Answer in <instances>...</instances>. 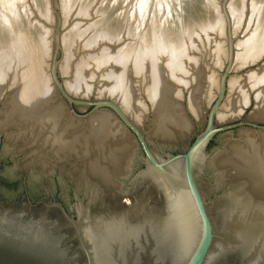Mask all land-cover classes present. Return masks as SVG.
I'll use <instances>...</instances> for the list:
<instances>
[{
	"label": "water",
	"instance_id": "water-1",
	"mask_svg": "<svg viewBox=\"0 0 264 264\" xmlns=\"http://www.w3.org/2000/svg\"><path fill=\"white\" fill-rule=\"evenodd\" d=\"M228 1L219 0L226 58L218 72L215 98L193 142L175 154L153 150L143 129L114 100L76 97L66 90L58 73L63 56L61 12L57 0H49L55 27L48 75L57 97L76 119L98 111L111 113L136 144L141 159L120 180L116 201L127 210L103 211L67 172L58 175L67 178L71 196L67 209L52 192L50 201L36 205L0 202V264H264V205L217 180L213 161L223 150L208 149L224 133L264 131V123L250 119L224 126L216 121L235 64ZM173 7L165 27L177 35L201 23L208 13L206 0H175ZM4 141L5 135L2 149L9 154ZM11 156L18 167L17 155ZM60 166L49 175L23 171L21 176L24 181L30 177L46 181L57 176L58 169L64 171Z\"/></svg>",
	"mask_w": 264,
	"mask_h": 264
},
{
	"label": "rangeland",
	"instance_id": "rangeland-1",
	"mask_svg": "<svg viewBox=\"0 0 264 264\" xmlns=\"http://www.w3.org/2000/svg\"><path fill=\"white\" fill-rule=\"evenodd\" d=\"M174 1H166L168 9L164 10V13H167V20L161 27L152 28L151 23L162 17L160 12H156L159 9H156L157 2L152 0L145 22L146 30L143 26L141 27L143 31L139 32L135 30V26L133 27L131 23H128L132 13V0H57V3L62 19L61 47L63 54L58 71L59 78L63 81L65 88H69L68 86L73 84L75 80L80 82L78 88L75 87L77 89L69 88L66 90L72 95L77 92L78 94L75 96L82 98L98 99L105 97L118 102L129 118L146 133L149 145L153 150L158 153L171 151L176 154L193 142L197 131L204 125L207 110L217 91L218 72L222 70L225 63L226 44L224 23L219 12V0H206L207 15L203 17L201 23L184 28L180 35L171 33L169 28L165 27L170 13L174 11ZM8 2L11 3V0H0V14L6 11L5 6ZM14 3L16 6L18 3L21 5L25 31L27 36L32 39L33 46H35L37 35H39L38 28L44 32L43 41L46 42V54H44L46 56L41 58L49 63L52 52L51 37L55 27V17L50 10L49 0H18ZM38 4L41 5V8ZM227 9L231 17L233 37L235 38V64L232 70L233 77L229 80L226 99L218 114L217 122L220 126L247 119H251L253 123H264V119L253 120L250 118L251 114L255 115L256 112H260L264 108V100H258L260 94L264 95V83L259 84L258 87H253L254 81L259 77L258 74L262 75L264 72V0H229ZM4 31L6 32V30ZM13 34L10 32L11 37L6 35L5 39L0 36V65L8 66L6 65L8 62L18 60V55L12 47L15 40ZM2 69L0 66V77L4 75ZM197 70L203 74L199 79L196 75ZM151 72L154 76L162 75L163 82L161 81L160 84L157 80L152 79L149 76ZM9 74L17 76L16 73L10 72ZM165 85L168 86L163 88L162 86ZM159 86H161L162 91L172 87L168 90L170 94L161 93ZM8 87L6 86L3 91L4 96L0 100V108L5 101V95L10 91ZM195 89L196 92H194ZM197 89L201 90V93ZM53 90L57 97L54 87ZM171 90H175V93ZM242 90H245V95ZM171 92L175 105L179 108L184 119H187L188 125L191 123L189 126L192 127L190 128L192 130L186 137L180 136L178 130H175L173 141H164L156 138L155 132L152 135V130L155 131L154 127L157 123L160 95L164 94L165 97L168 96L171 99ZM192 92L194 96H197L199 111L192 107L193 102L189 99L190 96L193 97ZM240 92L245 98L241 97ZM198 95L200 96L198 97ZM237 95L240 98L235 105L238 113L235 117L227 119V109L236 101ZM125 96L132 100L134 107L126 105ZM57 102L62 103L58 97L55 103ZM62 104L64 105V103ZM68 114L70 115V113ZM243 133L250 135L249 139H253V144L255 140L257 144L259 143L258 145L255 144L254 147L260 145L261 148L262 140L259 142V139L262 138L260 136L264 132L258 134L259 132H253L249 129H238L218 135L208 149L219 148L223 150L222 156L224 154V156L230 155L228 154L230 153V147H228L230 145L238 148L244 146L242 149H246L247 143L243 142ZM4 135L2 134L0 137V177L3 181L21 179L20 173L23 170L19 166L15 167L16 159L12 158V152L6 154L2 149ZM258 147L256 153V148H254L253 153L251 152V155L255 154V160L259 158L258 152L261 150ZM132 150L131 165H136L140 162L141 157L134 141ZM19 157L20 155H18L17 161ZM231 157L232 155H230ZM9 160L12 162L8 165ZM60 167L64 168V171L58 169V172L68 173L67 169L70 168V165ZM248 172L245 174L248 178L258 175V173L252 172L249 175ZM49 173H45V175H49ZM238 175L244 174L241 172ZM232 177L234 178V175ZM232 177H228L226 184L231 179L232 183L229 182V185H233V188L238 186L243 194L245 189L242 190L244 188L242 180L236 179L239 182H235ZM66 181L67 178L61 179L58 175L46 181L30 177V179L28 178V195L39 196L44 194L48 197L49 192L53 193L57 183L62 190L61 199L68 205L70 195L67 191ZM241 186L243 187L241 188ZM5 187L0 186V202L3 205L26 203L18 186L6 185ZM249 187L250 185L248 189L251 188ZM127 188L131 187L127 186ZM81 189L82 193H85L84 188ZM122 190L126 189L123 188ZM109 202L106 203L110 205L111 201L109 200ZM107 204L105 206H108Z\"/></svg>",
	"mask_w": 264,
	"mask_h": 264
},
{
	"label": "bare ground",
	"instance_id": "bare-ground-1",
	"mask_svg": "<svg viewBox=\"0 0 264 264\" xmlns=\"http://www.w3.org/2000/svg\"><path fill=\"white\" fill-rule=\"evenodd\" d=\"M17 1L14 0V2ZM151 1L132 0V13L129 17L130 22L128 21V23H131L133 27L135 26L137 32L143 31L141 28L143 26L146 30L147 26L145 22L147 14H149ZM155 1L157 2L156 9L159 8L156 12H160L162 17L151 23L152 28L161 27L164 21L167 20V13L165 14L164 10L168 9L166 7V1L168 0ZM14 2L12 0L11 3L8 2L5 6L6 11L4 10L5 12L0 14V36L5 39L6 35L10 36V32L14 33L13 37H15V40L12 47L18 55V60L8 62L6 64L8 66H5V64L0 65L4 72V75L0 77V100L4 96L3 91L5 87L9 86L8 88H10L9 93L5 95L2 108H0V134L5 133V150L11 151L17 157L20 155L17 161L20 169L25 172H31L34 175L49 173L55 165L60 166L64 163H69L68 165L71 164V166L67 169L68 174L75 178L87 193L92 194L94 198L93 204L103 211L127 210V206H121L117 203L116 196L121 188L119 181L127 177L132 163L133 141L131 137L115 117L107 111H98L90 114L86 119H76L71 114H68L69 110L67 107L65 108V104L63 105L62 101V103H55L57 97L55 96L47 72L49 63L41 58L46 54V42L43 41L44 32L38 28L39 35H37L35 46H33L32 39L27 36V32L25 31L24 20L22 19V15L24 14H22L21 5L18 3L16 6ZM38 6L41 8L40 4ZM160 29L162 30L163 28ZM188 62L191 63V61ZM10 72L16 73L17 76L10 75ZM196 75L197 79H199L203 74L197 70ZM149 76L160 84L161 81L163 82L162 75L160 74L154 76L151 72ZM258 76L254 81L253 87H258L260 86L259 84L264 83V72L262 75L258 74ZM79 83L75 80L68 87L72 89L78 88ZM166 86L168 85L162 87ZM170 88H165L162 91L161 86H159L161 93L170 94L168 92ZM197 90L201 93V90ZM171 91L175 93V90ZM172 92L171 97L169 95L171 99ZM194 92H196V89ZM242 92L245 95V90H242ZM74 94L78 93L74 92ZM243 94L240 92L241 97L245 98ZM127 96H125L126 105L134 107L132 100L127 98ZM160 96L161 99L158 102L157 109V123L154 127L155 131L152 130V135L155 132L156 138L170 141L175 136V130H178L180 136L186 137L192 130L190 129L192 127L189 126L191 123L188 125L187 119H184L173 99L170 101L171 99L168 96L165 97L164 94ZM196 97L193 94V97L190 96L189 99L193 102V104L191 103L192 107L199 111ZM238 99L240 98L237 95L236 101L229 106L228 111L226 110L227 119L237 115L238 111L235 105H237ZM258 100H264V95L260 94ZM251 115L250 118L253 120H263L264 108L260 112H256L255 115ZM247 133H243L242 135L243 142L247 143L246 145L244 144L247 150L245 148L242 149L244 146L238 148L228 143L230 145L228 146L230 147V151L227 149L230 152L228 154L232 155V157L230 158V155H228L229 157L224 156L225 154L222 156L220 153L214 158L213 165L218 170L217 180L227 183L228 177L231 178L234 175L232 180L235 182L238 179L242 180L244 188H242L243 186L241 188L242 190L245 189V191L243 190V194L250 200L264 205V134H261L260 137L262 138L259 139V142L262 140L261 148L260 145L259 147L257 146L261 149L260 153L258 152L259 160H256L259 162H257L255 154L251 155V152L253 153L254 148H256V153L257 147L254 146L259 143L257 144L255 140L253 144V139H249L250 135L248 136ZM73 163L75 164L72 165ZM241 172L244 175H238ZM246 172L249 175L251 172L254 174L258 173V175L248 178L245 175ZM229 182H231V179L228 181V185ZM249 185L251 190L248 189ZM236 188L238 189V186ZM238 191L240 190L238 189ZM109 200L111 201L110 205L106 203ZM106 204L108 206H105Z\"/></svg>",
	"mask_w": 264,
	"mask_h": 264
},
{
	"label": "flooded vegetation",
	"instance_id": "flooded-vegetation-1",
	"mask_svg": "<svg viewBox=\"0 0 264 264\" xmlns=\"http://www.w3.org/2000/svg\"><path fill=\"white\" fill-rule=\"evenodd\" d=\"M12 161H8L7 164H11ZM20 175H24L22 173H20ZM56 175H59V172L57 171V174ZM57 182V181H56ZM6 185H12V186H18L19 189H21V193L23 195V197H25V201L26 203L27 202H30L32 205H36L37 203H40V202H47V201H50L51 198L50 197H47V196H44L43 195H39V196H31V195H28V179H26L25 181L23 180V177L21 176V179H17V180H13V181H3L2 178L0 177V186H3L5 187ZM6 188V187H5ZM27 188V189H26ZM61 193H62V190L61 188L59 187V185L56 183L55 184V188L53 190V195H54V200L61 203L65 209H67V204L63 202V200L61 199ZM70 195V194H69ZM69 200H70V203H71V196L69 197Z\"/></svg>",
	"mask_w": 264,
	"mask_h": 264
}]
</instances>
